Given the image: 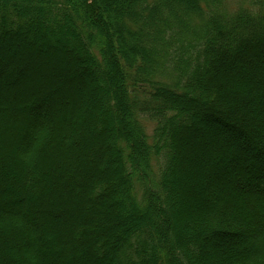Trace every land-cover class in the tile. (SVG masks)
I'll return each mask as SVG.
<instances>
[{
  "label": "trees",
  "instance_id": "1",
  "mask_svg": "<svg viewBox=\"0 0 264 264\" xmlns=\"http://www.w3.org/2000/svg\"><path fill=\"white\" fill-rule=\"evenodd\" d=\"M117 1L0 0V264H264V152L196 126L264 136V0Z\"/></svg>",
  "mask_w": 264,
  "mask_h": 264
},
{
  "label": "rangeland",
  "instance_id": "2",
  "mask_svg": "<svg viewBox=\"0 0 264 264\" xmlns=\"http://www.w3.org/2000/svg\"><path fill=\"white\" fill-rule=\"evenodd\" d=\"M110 1H111V4H112L113 1L115 2V0H110ZM115 3H118V1L115 2ZM247 6H250L249 0H224L222 8L224 10H226V13L228 15H232V14L237 13L241 8H246ZM250 8L253 10L254 7L250 6ZM172 9H173V7H172ZM241 66L242 65H239L238 63H236V64L234 63L232 68L238 71L239 70L238 68H240ZM261 68H262V65L261 66L259 65V66L256 67L257 70H261ZM42 106H43L42 110H47L48 109V103L44 104ZM256 108H257V106H256ZM258 108H259V106H258ZM140 121H141V123H142V125H143V127H144V129H145V131L147 133V135L149 136L148 141L150 143L153 142L151 136H152V133H153V129L155 128V125H156L155 121L152 120L151 118H149V116H147V115L142 116ZM234 122H236V121H234ZM208 125H210L209 127H211L212 130H211V134L208 135L207 138H212L213 139L214 136H217V138H219V140L221 141L222 145H225V143L228 142L229 138H231L233 136H236V140H237V143H238V145H237L238 147L237 146L236 147L238 148V150H241V151L249 150L250 152H256L254 150V148H253L254 147L253 144H255V145L258 144V146L261 147V150L264 152V136L261 133H256L255 131L250 130V128L246 124L245 125H241L240 124V127L242 128L241 130H243L244 133H246L249 137L252 138V140H253L252 145L253 146H251V147L248 146L250 141H247V139L243 135H235V133L232 130L229 129L228 125H226L225 123L221 124L220 121H217V122L216 121L215 122H213V121H205V122L197 124L196 126H202L203 127V126H208ZM186 133L187 132L181 133V135L182 136H185V135L187 136ZM224 148H225V146L223 147V149ZM181 151L182 150H180V149L178 150L179 153H181ZM164 155H165V153L162 151V152H160V154L158 156H153L151 158L152 160H151V166H150V173L148 174L149 178H147V179L152 181V179H151V176H152L154 178V180H158L159 175H160V171H161V169L163 167V164H164ZM217 158H218V160H223V153H220V155H218ZM217 158L214 159V162H216ZM255 161H257L255 163H260V165L264 164L263 161L256 160V159H255ZM238 165H240L239 162L234 164L233 161H230V162H226L225 161L224 167L228 171L233 170V171H230L229 175L234 180L237 179V182H235V183H237L235 189L239 190V191H243V190H246L249 187L250 184H248V181H245V180L241 179L242 178L241 171L240 170H236L237 169L236 166L239 167ZM180 173H181L180 168L178 166L175 167V169H174V177H178ZM145 175H147V174H145ZM144 176L140 177V180L142 181L143 184H145L144 183V179H145ZM142 183L138 184L137 185L138 187L136 188L137 193H136L135 197H136V200L139 203L141 202V197H142V195H141L142 194L141 185H143ZM226 190H224V191H226ZM210 191H211V188L209 186H205V188L203 190V195L205 197L209 198V192ZM179 194L180 193H178L177 191L174 193V197L175 198L172 201V205H171L172 207H170L168 211L162 213V217L164 219L170 220V219H173V217L175 219L177 217L178 213H180L179 211L181 209V203H180L179 200H180V197H182L183 195L182 194L179 195ZM101 224H103V222L99 220V221L94 222L93 226H94V228H100L99 226H101ZM181 228L182 229H186V228H188V226L183 223V224H181ZM231 231H234V230H231ZM247 246L248 245H246V247H244V248H247ZM213 252H214V250H212L211 254Z\"/></svg>",
  "mask_w": 264,
  "mask_h": 264
}]
</instances>
